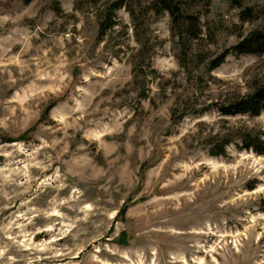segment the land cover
Returning <instances> with one entry per match:
<instances>
[{"label":"rangeland","instance_id":"obj_1","mask_svg":"<svg viewBox=\"0 0 264 264\" xmlns=\"http://www.w3.org/2000/svg\"><path fill=\"white\" fill-rule=\"evenodd\" d=\"M109 1L0 0V264H264V0Z\"/></svg>","mask_w":264,"mask_h":264},{"label":"trees","instance_id":"obj_2","mask_svg":"<svg viewBox=\"0 0 264 264\" xmlns=\"http://www.w3.org/2000/svg\"><path fill=\"white\" fill-rule=\"evenodd\" d=\"M29 0H26V3ZM153 4L159 6L169 13L172 18V22H176L178 11L171 7V0H155ZM124 5V0H113L109 1L105 16L98 19V40L105 34L107 29L114 26V16L115 12ZM176 12V16H175ZM131 14V12H130ZM176 17V18H175ZM180 20L179 18H177ZM189 23L194 26L195 18L193 16H186ZM188 27H192L188 25ZM229 54L242 55V54H264V32H253L247 37L242 38L234 46L225 50L219 56H217L211 62V68L214 69L218 67ZM218 111L225 116H235V115H249L258 116L262 111H264V81L256 84L251 91L242 96L235 97L228 102H224L218 106ZM232 143V140L227 138H222L210 149V155L212 156H223L226 153V146ZM241 148L246 150H251L256 154L264 155V141L260 140L258 134L252 135L251 133H245L240 137Z\"/></svg>","mask_w":264,"mask_h":264}]
</instances>
